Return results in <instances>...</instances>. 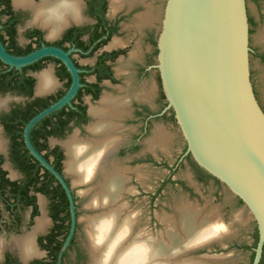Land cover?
Instances as JSON below:
<instances>
[{
	"label": "flooded vegetation",
	"instance_id": "af4514ba",
	"mask_svg": "<svg viewBox=\"0 0 264 264\" xmlns=\"http://www.w3.org/2000/svg\"><path fill=\"white\" fill-rule=\"evenodd\" d=\"M49 5L63 8L60 19L51 21L40 16L42 8ZM165 6L166 0H0L3 54L23 57L54 48L66 54L76 70L75 93L60 109L40 119L30 129L29 138L71 188L77 218L80 205L74 184L94 185V193L99 192L98 184L112 180L116 173L120 174L123 188L118 199L103 207H93L91 200L88 207L98 211L94 216L118 208L122 210L121 217L133 215H125L119 201L127 191L132 192L126 187L142 169L139 164L168 167L163 158L169 144L167 120L182 135L159 67ZM73 83L69 65L54 55L22 65L0 57V264H59V252L70 231L69 199L60 181L30 153L24 129L41 110L65 97ZM258 103L262 108L259 100ZM185 144L175 167L186 160L201 178L221 183L201 168L190 153L186 154V141ZM76 147L97 151L95 174L86 182L68 166L69 149ZM106 170L110 172L105 178ZM93 190L85 192L93 194ZM202 215L199 212L198 221ZM41 217L45 219L43 230L37 228ZM162 218L166 224L165 216ZM86 225L85 238L80 239L79 222L76 224L61 264H66L71 251L77 261L91 258L90 264H96L97 250L87 235ZM133 226L127 245L142 239L153 244L167 239L166 231L161 239L133 236ZM180 234L184 236L183 232ZM255 247H249L252 256ZM186 252L180 253L178 261L189 259L183 256ZM253 259L254 256L251 264Z\"/></svg>",
	"mask_w": 264,
	"mask_h": 264
},
{
	"label": "water",
	"instance_id": "95a60500",
	"mask_svg": "<svg viewBox=\"0 0 264 264\" xmlns=\"http://www.w3.org/2000/svg\"><path fill=\"white\" fill-rule=\"evenodd\" d=\"M2 52L0 48V57L15 65L54 55L63 59L74 75L69 93L36 114L24 129L30 153L60 181L69 199L70 231L59 252L61 264L79 222L75 202L61 174L31 143L29 131L75 93L78 76L66 54L54 48L23 57ZM159 61L169 106L175 110L187 143L186 154L237 196L254 218L258 241L252 264H259L264 248V111L252 83V25L247 0H166ZM204 223L201 220L197 227Z\"/></svg>",
	"mask_w": 264,
	"mask_h": 264
},
{
	"label": "rangeland",
	"instance_id": "374dc122",
	"mask_svg": "<svg viewBox=\"0 0 264 264\" xmlns=\"http://www.w3.org/2000/svg\"><path fill=\"white\" fill-rule=\"evenodd\" d=\"M247 2L252 25V83L264 110V0ZM165 125L169 132V144H166L168 148L163 158L168 167L139 164L142 169L138 176L133 175L131 186L126 187L132 192L127 191L119 201L124 205V214L135 216L132 235L143 234L161 239L162 232H167L169 228L168 223H163L162 216L176 221L179 218L178 209L187 205L202 212V217L208 215L209 219L218 218L225 227L226 235L222 240L211 241L207 247L190 251L184 255L185 258L196 261L211 260V264H251L252 250L249 247L254 246L253 236L257 232L254 218L243 202H239L225 185L211 178H201L186 160L175 167L186 144L173 122L167 120ZM169 177L171 178L168 179ZM92 186L94 185L73 186L80 205V239L86 235L87 218L98 213L94 208L88 207L92 193L85 191ZM244 244L246 248H241ZM90 262L91 258L77 261L72 251L65 261L66 264Z\"/></svg>",
	"mask_w": 264,
	"mask_h": 264
},
{
	"label": "bare ground",
	"instance_id": "6f19581e",
	"mask_svg": "<svg viewBox=\"0 0 264 264\" xmlns=\"http://www.w3.org/2000/svg\"><path fill=\"white\" fill-rule=\"evenodd\" d=\"M26 1L27 0H23V2ZM62 10L63 8L60 6L55 7L49 5L42 8L40 16L47 20L55 21L60 19ZM262 38H264V33L262 34ZM112 117H114V115ZM69 155V169L75 171L83 182L91 179L95 174L93 165L97 156V151L91 152L90 150H83L80 149V147H76L74 149H69ZM107 171L108 170L104 172L105 178L110 170L108 173ZM114 171L113 174H115ZM95 187L89 190L91 191L95 189ZM98 187L99 192L96 191V195L91 198L93 207L100 205L103 207L110 204L111 201L118 199L119 193L123 189L120 174L116 173L113 175L112 180L104 181V183L100 182ZM92 192L94 193V190ZM178 210L179 218L176 221L165 216L164 220L169 224L168 231L166 232L167 239L161 243L157 242L156 244H153L149 239H142L139 242L136 240L127 245V238L130 236L132 225L135 220L133 215L130 216L125 214L126 216L121 217L120 214H122V210L120 208L116 209L114 212L102 213L101 215L87 219V235L90 236L97 250L96 264H208L204 260L196 261L192 259H183L178 261V258L180 253L190 251L193 246L221 238L225 235L224 225L220 220H210L208 215L203 216L200 221H198L199 212L194 210V208L192 209L185 206L180 207ZM201 220H205V223L197 227ZM44 225V217L39 218L37 220V228L43 230L42 228L45 227ZM195 225L196 228L192 229ZM181 232L184 233V236H181ZM29 248L33 251V248ZM186 254L187 253H185V255ZM92 262H94V260Z\"/></svg>",
	"mask_w": 264,
	"mask_h": 264
},
{
	"label": "trees",
	"instance_id": "16d2710c",
	"mask_svg": "<svg viewBox=\"0 0 264 264\" xmlns=\"http://www.w3.org/2000/svg\"><path fill=\"white\" fill-rule=\"evenodd\" d=\"M200 170V169H199ZM201 171V170H200ZM210 177V176H209ZM257 241H258V233L256 232L255 233V240H254V246L257 244ZM253 256H254V253H253ZM252 256V258H253ZM259 264H264V248H263V252H262V258L259 262Z\"/></svg>",
	"mask_w": 264,
	"mask_h": 264
}]
</instances>
